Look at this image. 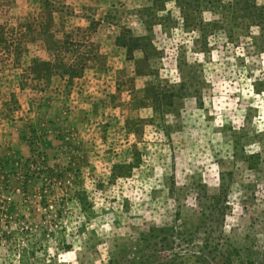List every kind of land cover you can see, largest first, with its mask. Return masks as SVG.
Wrapping results in <instances>:
<instances>
[{"label": "rangeland", "instance_id": "obj_1", "mask_svg": "<svg viewBox=\"0 0 264 264\" xmlns=\"http://www.w3.org/2000/svg\"><path fill=\"white\" fill-rule=\"evenodd\" d=\"M10 1L0 7V79L6 83L18 75L29 85L34 59H56L53 43L40 35L42 25L54 43L69 35L81 44L64 54L66 66L88 50L85 66L105 63L99 50L122 47L116 38L125 30L142 46L132 59L123 47L134 75L127 67L109 101L66 114L62 129L50 128L55 136L48 148L41 130L31 129L22 135L29 154L0 149V264H166L152 257L149 235L168 226L193 230L191 244L175 238L174 250L188 257L176 264H201L204 233L194 231L195 196L217 192L221 174L230 210L221 239L211 240L218 245L209 264H264L259 26L235 17L232 0H111L112 7L88 9L86 27L63 23L65 15L74 16L67 0ZM150 86L156 98L145 93ZM20 94L10 96V104L19 105ZM227 249L237 252L226 259Z\"/></svg>", "mask_w": 264, "mask_h": 264}, {"label": "crops", "instance_id": "obj_2", "mask_svg": "<svg viewBox=\"0 0 264 264\" xmlns=\"http://www.w3.org/2000/svg\"><path fill=\"white\" fill-rule=\"evenodd\" d=\"M65 4L73 7L74 16L65 15L63 23L74 21V25L84 27L89 22L86 15L89 8L93 11L95 7H99V10L103 5L112 7L111 0H67ZM100 42L103 46L104 42L102 40ZM111 46L108 44L99 50L100 53H104L105 63L88 61L82 76L73 78V80H69L67 76L53 74L45 81L42 77H35L32 73L30 76L26 75L31 78L28 79L29 85L22 83V78L18 75L13 76L14 80L11 83L0 79V149L10 146L14 154H29L31 148L23 140L22 135L31 129L41 130L47 139L41 143L42 148H48L51 138L55 136L50 128L58 126L62 129V118H65L66 114L78 115L87 111L90 104L98 107L105 98L106 102L109 101L113 96L110 94L115 87L119 86L120 77L127 71V67L130 68V75H134L131 66L126 65L130 62L125 59V49L113 44ZM112 50L118 52L117 57L110 54ZM41 60L51 61L52 59L48 56ZM26 86L28 88H25ZM19 93L23 95L19 105L10 104V96H15L17 99Z\"/></svg>", "mask_w": 264, "mask_h": 264}, {"label": "trees", "instance_id": "obj_3", "mask_svg": "<svg viewBox=\"0 0 264 264\" xmlns=\"http://www.w3.org/2000/svg\"><path fill=\"white\" fill-rule=\"evenodd\" d=\"M10 4V0H0V7L8 6ZM229 6V8L232 9V13L235 17L247 19L249 23L251 22L256 26H259L261 33L264 35V3L258 6L255 0H232V2L229 3ZM41 29L43 34L40 32V35H44L48 39V41H50V43H53L52 49L56 51V59L58 60L56 63H54L56 59L53 62L34 59L32 61V64L28 68L30 73L34 74L35 77H42L41 74L43 72L46 78H49L53 74H60L61 76H67L69 80L74 77H79L83 73L85 62L90 56L88 54L90 53L89 50L85 57H83L81 54L77 55L78 61L76 62V65L70 64L66 66L64 54L66 52H69L70 50L73 52H77V48L81 46V44L76 43L72 40L69 41V35H66L63 41L59 42V44L54 43V35L52 33H49V26L42 25ZM86 30H88V28ZM126 33H129V30L124 31V34L122 35V37L124 38H121V36H118L116 38V44L126 48V57L128 59H132L133 50L142 46L140 43L141 38L131 36L130 34L127 35ZM125 34L128 37L125 38ZM1 41H3V38H0V42ZM156 89L157 88L153 86L146 87L145 93L147 95H151L152 99L156 98ZM224 181L225 175L221 174L219 189L217 190V192L208 194L205 190H202L201 193H197L195 196L198 211H196L197 216L195 219L196 225L194 227V231H202L204 233L201 248L199 249L200 252L197 258V261H199L201 264H209L210 262H214L216 254L214 255L213 253L215 252V250L217 251L218 243L217 245L215 243L213 246H211V240L218 241V239H221V224L224 220L226 211L230 210V204H228V201L226 200L229 183L228 181L227 183ZM187 224L189 223H186V226ZM190 228L191 227L188 226V228L184 229V231L175 226L153 228L151 230V234L149 235V237L154 242V253L152 257L156 259L164 257L165 261L167 262L166 264H170V262H172V264H176L178 263L177 260H179L180 258L183 260L185 258H188L183 257V255L179 254L180 251L176 252L174 250V248L179 249L178 243H175L174 240L175 238H178L183 240L184 242L187 241L188 244H191L193 238V230ZM215 233L217 235H214ZM144 239H147V237H145ZM233 252L237 251L235 249H227V252L224 253L226 259ZM211 254L213 255L209 258Z\"/></svg>", "mask_w": 264, "mask_h": 264}]
</instances>
